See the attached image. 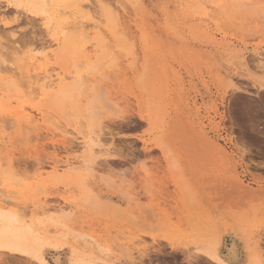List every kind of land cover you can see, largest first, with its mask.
Returning <instances> with one entry per match:
<instances>
[{
  "label": "rangeland",
  "instance_id": "rangeland-1",
  "mask_svg": "<svg viewBox=\"0 0 264 264\" xmlns=\"http://www.w3.org/2000/svg\"><path fill=\"white\" fill-rule=\"evenodd\" d=\"M55 1L0 0L3 212L37 231L0 264H264V0Z\"/></svg>",
  "mask_w": 264,
  "mask_h": 264
},
{
  "label": "bare ground",
  "instance_id": "bare-ground-1",
  "mask_svg": "<svg viewBox=\"0 0 264 264\" xmlns=\"http://www.w3.org/2000/svg\"><path fill=\"white\" fill-rule=\"evenodd\" d=\"M106 1L109 3V7L110 6L112 7L111 9H115V10L116 9H121L120 6L118 4H116L115 2H113L111 0H106ZM104 3H105V0H104ZM36 5H37V3H36ZM90 7H91V5H90ZM43 11H45V9ZM71 18H73V20H76L77 17L73 16ZM46 25L49 26V23L47 22ZM23 52L24 51L22 49H20V50L17 51V54H20V53L22 54ZM52 55H54L53 52H48L47 51L44 54L37 53V54H29L28 56H25L26 64H27V67H26V70H25V74L30 79H31V77L33 78L32 80H29L28 82L31 85H35V86L39 85V89L41 90V92L43 94L46 93L48 87L53 85L52 83L55 80L54 76H57V77L61 78V75H60L59 72L54 74V73H51L49 71V60H50V57ZM40 58L44 59V64L43 65H42V63L39 62ZM22 63H24V61ZM262 63L264 64V61H262ZM9 67H11V66H9V65H8V67L6 66L7 69L5 70V68H4V70L8 71ZM11 68L14 70L13 71V70L10 69L12 71V73L14 75H16L18 73L16 68L15 67L14 68L11 67ZM15 70H16L17 73L15 72ZM1 71H2V69H1ZM9 73H10V71H9ZM15 78L17 80V77H15ZM80 79H81V75L79 74L78 77H77V80L79 81ZM19 81H22V80H19ZM39 81L41 83L38 84ZM82 84H83V82L80 83L78 86H81ZM90 108H91V106H90ZM41 110H43V109H41ZM27 111H29V110H27ZM14 116L13 117L15 118L16 122L18 124H20V125L21 124L30 125L33 122V117L31 116V114L20 112V110L18 111V113L14 114ZM41 117H42V120H46V114L45 113L43 114L42 111H41ZM3 126H5V124H3ZM6 126L8 127L7 124H6ZM1 138L3 139V136L0 135V139ZM80 141L87 148L88 147L92 148L91 141L89 139H87L84 135H82L80 137ZM98 141H99V139H98ZM100 145L101 144H97V146H100ZM76 158H79V156H76ZM70 159H74V158L71 157V156H66L65 159L62 161V163H64L65 166H67V168L68 167L71 168L70 167V165H71ZM59 162H60V160H55L54 161L53 166H52V173H56V172L58 173V171H59L58 163ZM62 166H64V165H62ZM1 189H3V187L0 188V247H5V248H8L10 250H16V251L27 253L28 250H29V247L32 245V243L33 242H37L36 241V239H37V236H36L37 235V231L33 230V228L31 226L27 225V224L17 223V216L9 215L8 213H4L3 212L4 211L3 207L8 202V198L9 197L5 195L6 191L4 193H2ZM204 251H205V253L208 256L212 257L213 259H215L220 264H229L228 262L222 260V258L219 256V254L217 253V246L212 247V248H210L208 250L204 249ZM72 264H87V262H85L82 258L79 257L76 260H74V262Z\"/></svg>",
  "mask_w": 264,
  "mask_h": 264
}]
</instances>
